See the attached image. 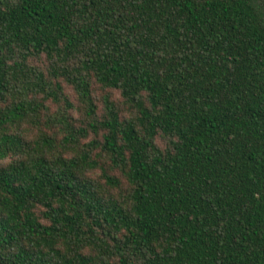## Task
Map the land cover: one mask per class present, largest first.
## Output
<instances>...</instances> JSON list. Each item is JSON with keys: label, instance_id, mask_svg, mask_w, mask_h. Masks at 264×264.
<instances>
[{"label": "trees", "instance_id": "trees-1", "mask_svg": "<svg viewBox=\"0 0 264 264\" xmlns=\"http://www.w3.org/2000/svg\"><path fill=\"white\" fill-rule=\"evenodd\" d=\"M0 264H264V0H0Z\"/></svg>", "mask_w": 264, "mask_h": 264}, {"label": "rangeland", "instance_id": "rangeland-1", "mask_svg": "<svg viewBox=\"0 0 264 264\" xmlns=\"http://www.w3.org/2000/svg\"><path fill=\"white\" fill-rule=\"evenodd\" d=\"M79 115H77V117H78Z\"/></svg>", "mask_w": 264, "mask_h": 264}]
</instances>
